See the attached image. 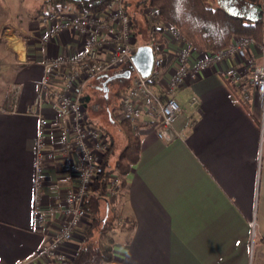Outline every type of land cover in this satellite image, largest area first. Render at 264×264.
Returning <instances> with one entry per match:
<instances>
[{
    "label": "crops",
    "instance_id": "1",
    "mask_svg": "<svg viewBox=\"0 0 264 264\" xmlns=\"http://www.w3.org/2000/svg\"><path fill=\"white\" fill-rule=\"evenodd\" d=\"M52 9L44 0H0V44L5 40L12 50L14 58L6 65L16 91L7 104L12 109L0 106V264L49 263L37 253L61 231L66 194L76 184V174L62 165L54 97L40 106L36 99L44 61L74 56L87 37L68 28L45 39L56 23L45 17ZM57 12L77 10L68 4ZM163 37L160 88L168 85L180 52L190 46L172 31L165 30ZM263 60L254 43L245 58L229 57L197 78L188 76L177 91L182 109L175 127L184 134L172 141L157 136L158 109L149 104L140 125V158L118 202L131 223L115 228L112 264H264V110L253 82H247L249 71ZM193 96L200 99L194 107ZM118 113L109 118L113 125ZM39 114L49 118L50 127L37 201ZM115 135L110 138L121 147L123 138ZM78 160L76 152L70 153V161ZM37 204L56 212L40 220ZM88 225L89 218L62 247L69 260Z\"/></svg>",
    "mask_w": 264,
    "mask_h": 264
},
{
    "label": "built area",
    "instance_id": "2",
    "mask_svg": "<svg viewBox=\"0 0 264 264\" xmlns=\"http://www.w3.org/2000/svg\"><path fill=\"white\" fill-rule=\"evenodd\" d=\"M127 0H111L106 8L99 12H75L72 14L49 11L46 19L55 21V25L46 34L50 39L58 31L71 28L87 37L86 43L74 56L48 58L44 61V77L36 99V104L53 96L57 107L58 140L61 145L62 165L68 173L76 174V184L69 188L65 198L64 224L61 231L50 241L44 243L37 256L50 263L65 264L70 260L61 252L62 247L72 240L79 226L90 218L84 208L86 197L96 178L103 154L113 144L112 138L103 128L96 126L90 119L85 102L84 88L89 82L114 70L117 66L132 63L136 51L134 44L135 29L132 16L127 12ZM147 17L153 23L182 39L180 32L170 23L163 21L155 8L147 10ZM186 40V39H185ZM255 40L248 35L233 39L228 47L218 51L200 50L192 45L179 54L178 68L166 87L160 88L159 82L166 63L164 50L156 53L157 44L150 43L155 51L154 65L151 74L144 77L136 70L131 85L120 95L118 119L130 120L135 134L140 136V125L144 120L145 110L149 104L157 106L154 117L158 119L157 136L165 141H172L184 134L175 127L182 106L177 98V91L188 76L197 78L211 64L221 62L235 56L245 58ZM264 53V40L256 42ZM197 55V58L193 59ZM61 82L55 85V81ZM252 82L258 94L259 104L264 110V60L255 65ZM165 95V99L161 98ZM199 97L193 96L189 103L196 106ZM37 133V164L35 191L37 201L40 199L45 175V150L50 120L39 114ZM264 138V129L262 133ZM79 155L77 162L70 161V153ZM124 196V187L117 173H113L108 182V189L102 197L109 203L111 213L116 217L117 226L129 225L131 219L120 211L118 202ZM40 220L47 221L55 214L53 207L42 209L37 204ZM24 264V263H21ZM28 264V263H25Z\"/></svg>",
    "mask_w": 264,
    "mask_h": 264
},
{
    "label": "trees",
    "instance_id": "3",
    "mask_svg": "<svg viewBox=\"0 0 264 264\" xmlns=\"http://www.w3.org/2000/svg\"><path fill=\"white\" fill-rule=\"evenodd\" d=\"M111 0H44L55 11L61 10L68 4H73L79 12H99L106 8ZM210 0H127L126 8L133 19L136 33L145 28L151 33L152 39L157 42L154 47L156 53L165 48L163 40L164 28L153 23L147 17V10L155 8L163 19L176 28L190 45L205 51L225 49L232 43L237 34L251 36L261 43L264 40V0H242L248 4L244 11L235 4L234 0H221L219 6H211ZM146 26V27H145ZM145 43H150L146 41ZM166 58V57H165ZM131 70L134 68L128 64ZM109 73L96 77L86 87L89 100L86 106L95 110L106 109V116L113 120L112 114L119 110L120 105L106 106L109 98L100 95L103 83L111 80ZM126 86L115 91L120 97L132 83L126 78ZM102 81V82H101ZM94 91V93H93ZM165 99V95L161 94ZM10 96L5 98L6 109H12L9 104ZM90 119L92 114L89 112ZM92 120V119H91ZM102 128L117 138L116 133L123 138L124 144L119 147L115 140L108 151L102 156L96 178L91 186V192L86 197L84 208L90 215L89 225L84 231L83 239L74 257L65 264H112L114 256L115 238L113 230L117 227L116 217L111 213L109 203L102 197L108 189V182L113 173L121 179V186L127 182V175L140 158L141 139L135 134L130 120L117 121L111 130L107 126ZM113 130V131H112ZM108 208V209H107ZM49 264V263H46ZM59 264V263H50Z\"/></svg>",
    "mask_w": 264,
    "mask_h": 264
},
{
    "label": "rangeland",
    "instance_id": "4",
    "mask_svg": "<svg viewBox=\"0 0 264 264\" xmlns=\"http://www.w3.org/2000/svg\"><path fill=\"white\" fill-rule=\"evenodd\" d=\"M235 4H237V6L240 8L239 10L244 11L246 8V6H249L250 4L242 1V0H234ZM209 4L211 6H219L221 3V0H210ZM54 10V9H52ZM55 11V10H54ZM78 12V11H77ZM146 27V26H145ZM135 29V28H134ZM238 36H242L240 34H237L233 37V39L237 38ZM164 40V39H163ZM146 41L150 42V43H155L157 44V42L152 39L151 37V33L148 29L145 28L144 31H141L140 33H136L135 32V37H134V44L136 46V49L140 46V45H144V44H150V43H145ZM256 40H255V44H256ZM259 43V42H258ZM8 46V43L5 40H1V44H0V61L2 62V64L0 65V106H6V102H5V98L6 96H10V101L13 100V95L16 92L15 91V86L12 83L11 79V71L10 68L6 65V63L11 62L13 60V54H12V50L11 48ZM254 68H252V70L249 71V78L248 81L249 85L252 83L251 81L253 78V71ZM131 69L129 65H120L117 66L114 70L109 72V76L113 77L111 79V81L107 84V88L108 91L106 92L104 89L101 88L100 90V95H104L106 97L109 96V98L106 101V106L108 107H114L115 105H117V103H119V99L120 97L115 93L116 90H118L119 88H122V86H126V78H129V80H133L135 74H136V69L133 68L132 69V73H130V77H121V76H115L118 73H122L125 70ZM102 82V81H101ZM106 82V81H105ZM90 83V82H89ZM104 87V83L102 84ZM84 95H86V88H84ZM94 93V91H93ZM107 94V95H106ZM88 112H90L92 114V120L94 123H96L97 125H104L107 127H112L113 122L109 120L108 116H106L105 114V110L106 109H101V110H95V112H93L92 109H90V107H87ZM107 112V110H106ZM115 232V229L113 230L112 234Z\"/></svg>",
    "mask_w": 264,
    "mask_h": 264
},
{
    "label": "water",
    "instance_id": "5",
    "mask_svg": "<svg viewBox=\"0 0 264 264\" xmlns=\"http://www.w3.org/2000/svg\"><path fill=\"white\" fill-rule=\"evenodd\" d=\"M155 60V51L150 44L140 45L132 56V66L144 77L151 74ZM131 69L118 73L115 76L130 77ZM113 77H110V79ZM104 90L107 92V83L104 82ZM107 95V94H106ZM60 264V263H59Z\"/></svg>",
    "mask_w": 264,
    "mask_h": 264
},
{
    "label": "bare ground",
    "instance_id": "6",
    "mask_svg": "<svg viewBox=\"0 0 264 264\" xmlns=\"http://www.w3.org/2000/svg\"><path fill=\"white\" fill-rule=\"evenodd\" d=\"M15 47L20 52V54L23 55L22 53H24V50H23L21 44H19V43L16 44V42H15Z\"/></svg>",
    "mask_w": 264,
    "mask_h": 264
},
{
    "label": "flooded vegetation",
    "instance_id": "7",
    "mask_svg": "<svg viewBox=\"0 0 264 264\" xmlns=\"http://www.w3.org/2000/svg\"><path fill=\"white\" fill-rule=\"evenodd\" d=\"M131 73H132V70H131ZM110 77H111V76H110ZM110 77H109V78H110ZM111 79H112V78H111ZM111 79H110V80H111Z\"/></svg>",
    "mask_w": 264,
    "mask_h": 264
}]
</instances>
